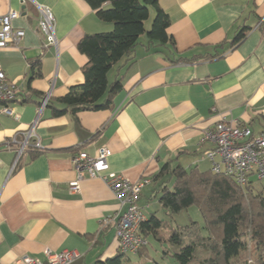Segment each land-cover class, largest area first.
I'll return each mask as SVG.
<instances>
[{
	"label": "crops",
	"instance_id": "obj_1",
	"mask_svg": "<svg viewBox=\"0 0 264 264\" xmlns=\"http://www.w3.org/2000/svg\"><path fill=\"white\" fill-rule=\"evenodd\" d=\"M34 3L55 17L57 49L44 45ZM158 4L168 15L167 33L176 49L141 36L108 73V88L119 78L121 88L107 107L58 116L52 114V107H60L58 98L84 80L87 56L78 42L86 34L110 31L112 24L100 20L85 0H0V15L16 10L12 26L24 31L18 46L0 48V67L17 87L9 104L17 116L0 115V264L23 255L45 260L46 248L78 251L80 257L71 264H95L118 253L114 228L103 222L124 209L111 189L86 175L79 190L69 189L78 150L94 156L104 146L110 170L130 181L149 175L137 204L158 214L157 188L166 177L153 176L166 162L186 168L207 163L210 169L205 151L212 144L202 141L207 128L224 117L254 133L264 131V0ZM243 26L250 29L231 46ZM34 63L39 75L31 78ZM47 92L49 103L35 127L40 146L28 148L12 166L17 143L10 140L21 139ZM167 234L158 230L159 236ZM149 251L143 247L135 254L168 264Z\"/></svg>",
	"mask_w": 264,
	"mask_h": 264
},
{
	"label": "trees",
	"instance_id": "obj_2",
	"mask_svg": "<svg viewBox=\"0 0 264 264\" xmlns=\"http://www.w3.org/2000/svg\"><path fill=\"white\" fill-rule=\"evenodd\" d=\"M85 1L100 20L112 24V29L86 34L80 39L77 48L87 56L82 67L84 80L58 98L60 107H52L53 115L107 107L111 95L121 88L120 78L108 88V73L128 56L144 33L150 43L161 46L170 43L176 49L167 33L168 15L158 0ZM150 10L154 15L146 30ZM249 29L248 26L239 28L231 46L238 44ZM38 66V63L32 65L31 78L39 75ZM153 177L155 180L166 177L157 190L158 202L169 217L195 205L203 220L202 226L196 221L175 226L165 236L158 235L162 220L155 214L143 220L138 225L139 233L146 241L152 236L166 244L165 256H171L177 264H264V196L253 191L252 182L241 187L231 177L212 173L210 169L186 168L169 162ZM202 229L206 235H202ZM117 252L95 264H128L125 253Z\"/></svg>",
	"mask_w": 264,
	"mask_h": 264
},
{
	"label": "built area",
	"instance_id": "obj_3",
	"mask_svg": "<svg viewBox=\"0 0 264 264\" xmlns=\"http://www.w3.org/2000/svg\"><path fill=\"white\" fill-rule=\"evenodd\" d=\"M24 4L27 0H19ZM37 11V29L43 36L45 46L58 47L55 35V20L51 10L34 3ZM19 16L16 10H9L0 15V48L12 45L18 46L24 31L14 28L12 20ZM17 87L13 80H9L0 67V115L16 117L10 102L15 98ZM50 99V92L45 93L37 107L34 120L26 130H23L19 141L13 137L10 143H17L13 165L20 156L30 147H39L35 127ZM214 111V109H213ZM202 141L211 142L212 146L205 151V156L210 160V171L231 177L239 186L245 187L251 183L252 176L258 180L264 179V131L254 133L253 130L236 120L226 121L224 117L212 127L204 131ZM7 142V144H10ZM109 150L100 147L97 154L91 156L85 151L78 150L72 158L75 179L70 182L71 191L79 190V182L86 175L101 179L112 191L121 212H115L103 219L105 224L114 228L118 250L126 253H137L146 246V239L139 233L140 223L145 220L142 209L137 204L142 189L150 183L148 176H143L136 181H130L122 174L110 170L107 157ZM45 260L30 255H23L14 260L12 264H71L78 257L79 252L71 249L51 251L46 248L43 252Z\"/></svg>",
	"mask_w": 264,
	"mask_h": 264
},
{
	"label": "rangeland",
	"instance_id": "obj_4",
	"mask_svg": "<svg viewBox=\"0 0 264 264\" xmlns=\"http://www.w3.org/2000/svg\"><path fill=\"white\" fill-rule=\"evenodd\" d=\"M153 10H150V15L149 18L145 21V29H149L150 25H151V21L153 19ZM142 39H146V33L143 34V36L141 37ZM207 163L202 164L199 169L200 170H205L208 169V167H206ZM252 189L254 192H259L262 194V196H264V179L258 180L255 176H252ZM155 205L157 204V201H154ZM159 208V213L156 214V212H152L155 213V215L162 220V226L159 229V232L162 234H167L169 229L171 227H175V226H183V225H187L188 223H190V221H196L198 223L201 224V226L203 225V220H202V216L198 210V208L193 205L190 206L187 209H184L182 211H179V213L172 215L171 217H169L166 214L165 209H163L162 207H156ZM153 208V211L156 209ZM143 214L145 215L146 218H150L152 213H148L146 210H142ZM202 235H206V231L205 229H202ZM146 248H148L149 254L151 255V257H153L157 262L159 263H168L170 264L172 262V257L171 256H165L164 254V249L165 247H167L166 244H162L161 242H159L158 240H156L155 238H153L152 236L147 238V243H146ZM154 250H156L155 255L153 256L152 253L154 252ZM125 258L127 259V261L129 263L132 264H155L152 263L151 260L149 261H145L143 259V257H139V255H136L135 253H130V252H126L125 253ZM172 259V260H171ZM139 261V263H138ZM141 261V262H140ZM143 262V263H142ZM128 263V264H129Z\"/></svg>",
	"mask_w": 264,
	"mask_h": 264
}]
</instances>
